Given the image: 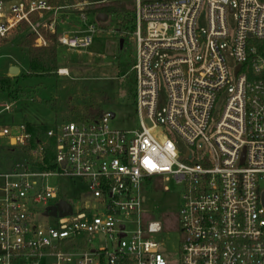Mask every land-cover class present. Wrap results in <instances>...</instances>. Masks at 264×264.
<instances>
[{
	"label": "built area",
	"instance_id": "1",
	"mask_svg": "<svg viewBox=\"0 0 264 264\" xmlns=\"http://www.w3.org/2000/svg\"><path fill=\"white\" fill-rule=\"evenodd\" d=\"M130 1L123 36L135 48L140 127L114 129L113 114L81 111L40 128L46 139L34 144L25 125L17 135L0 126V150L19 154L0 170V264H171L172 256L175 264H264V0ZM77 9L64 29L70 12L58 0H0V46L33 38L34 48H47L56 36L58 48L85 50L99 14L90 23L91 13ZM204 9L206 29L198 24ZM64 180L73 196L61 190ZM172 181L182 188L175 255L156 240L166 225L146 210L147 194L168 192L163 183ZM62 202L72 209L66 217ZM40 210L55 224L40 221Z\"/></svg>",
	"mask_w": 264,
	"mask_h": 264
},
{
	"label": "rangeland",
	"instance_id": "2",
	"mask_svg": "<svg viewBox=\"0 0 264 264\" xmlns=\"http://www.w3.org/2000/svg\"><path fill=\"white\" fill-rule=\"evenodd\" d=\"M58 5L67 7L66 11L70 12V18L65 23L64 29H68L74 21L76 22L77 16L75 17L73 13L78 11L80 5L91 13L90 23L95 22L93 14L99 9H120L125 6L126 11L133 12L135 7L134 2L130 0H58ZM129 17L128 13L122 12L110 15L106 23L99 22L93 43L85 50L73 52L59 48L60 69L69 72L68 78L58 77L57 74L50 77H29L28 50L22 46L23 38H17L12 45L0 48V76L7 71L11 62L20 66L21 74V76L9 75L10 88L4 95H0V105L12 104L11 112H5L0 107V126L8 127L14 135L19 133L20 126L25 122L48 130L57 123L74 120L77 112L83 111L89 114V111H92L115 115L116 119L111 123L114 129L138 130L140 125L134 99L135 82L133 74H130L135 48L129 38L123 36L126 28H122V22ZM63 19L65 21L66 18ZM198 24L200 28H207L206 9L202 11ZM228 24L234 31L236 28L234 15L229 16ZM122 39L123 49L120 46ZM226 60L232 68L234 59L230 52L226 53ZM160 95L163 98V108H166L168 94L163 83L160 84ZM223 98L215 107L213 122L219 119ZM171 139L180 153L189 150L187 143L177 134L171 133ZM6 150L1 154L0 163L3 160H11L10 163H13L19 158L18 153H10ZM50 185L58 187L59 184L57 180H51ZM61 186V190L67 195H74L73 184L64 180ZM163 187H167L169 191L164 192L160 189L156 193L147 194L146 210L154 221H161L166 225L167 230L157 235L156 240L164 243L168 251L175 255L181 240V234L177 231V217L182 188L176 186L173 181L164 182ZM44 215L45 212L40 210V221L55 224L54 219ZM95 244L97 248L103 246L102 242ZM175 259L172 256L170 263L175 264Z\"/></svg>",
	"mask_w": 264,
	"mask_h": 264
},
{
	"label": "trees",
	"instance_id": "3",
	"mask_svg": "<svg viewBox=\"0 0 264 264\" xmlns=\"http://www.w3.org/2000/svg\"><path fill=\"white\" fill-rule=\"evenodd\" d=\"M122 12L128 13L130 16L128 19L122 22V28L129 30L132 25L133 12L126 11L125 6L120 7V9L112 8H103L97 11V14H106L108 17L113 14H121ZM122 29L120 28L119 31ZM51 42L50 46L47 48H34L33 38L28 39L22 46L28 50V59H29V77H50L60 69L59 61V48L56 43V36L49 37ZM11 79L9 78H0V94L6 93L8 88H10ZM89 115H101L102 112H92L89 111ZM27 128V131L33 136V143L43 141L46 139L44 133L40 130L39 127H36L29 122L24 124ZM51 147L49 148V158H54V141L50 140ZM10 153H13V150H6ZM11 161V160H10Z\"/></svg>",
	"mask_w": 264,
	"mask_h": 264
},
{
	"label": "water",
	"instance_id": "4",
	"mask_svg": "<svg viewBox=\"0 0 264 264\" xmlns=\"http://www.w3.org/2000/svg\"><path fill=\"white\" fill-rule=\"evenodd\" d=\"M108 16L106 14H99L97 16V21L100 23H106L108 21ZM121 49L124 47V40L122 39L120 42ZM10 74L14 76H19L20 69L18 67H12L10 69ZM115 115H113L114 117ZM71 206L66 202H62L59 211L61 212V217H66L71 213ZM56 215V209H53L52 216Z\"/></svg>",
	"mask_w": 264,
	"mask_h": 264
},
{
	"label": "crops",
	"instance_id": "5",
	"mask_svg": "<svg viewBox=\"0 0 264 264\" xmlns=\"http://www.w3.org/2000/svg\"><path fill=\"white\" fill-rule=\"evenodd\" d=\"M27 41V40H26ZM26 41H22L23 43H22V45L26 42ZM10 45H12V43L11 44H6V45H2V46H0V48H6V47H8V46H10ZM27 50V49H26ZM12 67H18L19 69H20V66L18 65V64H14L13 62H11L9 65H8V67H7V71L2 75V76H0V78H9V75H11L10 74V72H9V70L12 68ZM19 76H21V74H19ZM10 79V78H9ZM1 95V94H0ZM4 95V94H3ZM3 106L4 105H0V107H2L3 108ZM2 152H4V150H1L0 151V157H1V154H2ZM9 163V164H8ZM10 161H7V160H3V162L2 163H0V170L1 171H3V170H6V169H8L9 167H10Z\"/></svg>",
	"mask_w": 264,
	"mask_h": 264
}]
</instances>
